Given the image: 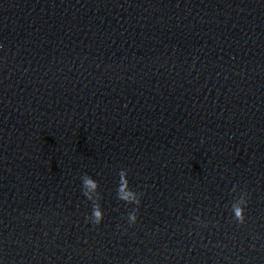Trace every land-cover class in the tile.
Wrapping results in <instances>:
<instances>
[{"label": "clouds", "instance_id": "obj_1", "mask_svg": "<svg viewBox=\"0 0 264 264\" xmlns=\"http://www.w3.org/2000/svg\"><path fill=\"white\" fill-rule=\"evenodd\" d=\"M128 173L127 170H121L119 172V187L117 191V198L120 201L125 202L126 204H135L137 206L140 205L141 200L137 198V194L135 191L130 190L129 180L127 178ZM83 180V185L86 190L83 191V195L89 200L92 201L93 209L92 214L87 220L91 221L94 225H99L103 218L104 214L101 210V206L99 204V196L100 194H96V198L93 197L92 193L95 192L99 188V184L93 178L88 175H83L81 177ZM235 191V188L233 189ZM247 193L241 194L240 198L231 205V210L234 214V219L243 224L245 222V208L247 207ZM137 212L138 207L133 212H130L128 215L129 224H135L137 222ZM199 220V217H197Z\"/></svg>", "mask_w": 264, "mask_h": 264}]
</instances>
